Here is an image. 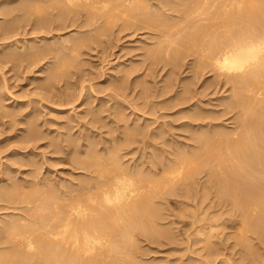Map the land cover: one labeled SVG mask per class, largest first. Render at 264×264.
<instances>
[{
  "label": "rangeland",
  "instance_id": "1",
  "mask_svg": "<svg viewBox=\"0 0 264 264\" xmlns=\"http://www.w3.org/2000/svg\"><path fill=\"white\" fill-rule=\"evenodd\" d=\"M17 1L19 2L20 0H15V1L13 0L14 3L12 2H6L7 4L0 3L1 11L5 10L4 7L6 6L9 7V4H11V6L16 4ZM44 1L42 0L41 2L44 6L47 4V6H45L47 7V11H44L45 13L48 12L49 10L50 11L54 10L53 8L49 9L51 5L55 4L56 6L59 4L57 0H55V2L54 0L52 1L50 0L53 4L49 0H46L47 3L44 4L43 3ZM145 1L147 2V0H144L142 2L140 1L142 3V6L145 4L144 6L145 8H147L148 7L147 5L150 4L151 2L152 7L150 4L149 5L150 8L148 7L147 9H149L150 12L153 11L154 13L153 12L149 13V10L147 9L145 10L148 12L149 15L147 14V12L144 13L143 10L144 7L138 10V12H142L143 15L147 14L146 15L147 17L150 16L151 14L152 17L150 16L151 19H149V22L146 16H145L146 21L145 18L141 16L142 13L140 14L139 17L138 12L136 13L135 11L127 12L129 15L128 16L126 15L127 13L125 10L122 11V8L121 10L119 8H118L119 10L117 8H113L114 10L111 9L116 4V2H118L119 5L120 4L127 5L128 0L127 1L113 0V3L112 0H110L108 1L109 4H107V7L104 8L105 10L103 8L102 10L100 7L97 8V10L95 9L96 11L92 10L91 12L92 14L94 13L96 17L99 16V18H97V20L95 21L96 17L91 19V15L86 13V11L90 8L89 7L90 4H87L88 9H86L87 5L83 4L85 3V0H83L81 6L77 7L75 5L78 11H76L77 10L76 7L73 6V4H71L72 7L67 12L68 14L66 13L64 16L54 15L55 18L54 17L53 18L55 20L51 18L55 22H57L58 19L61 20V21L59 20L60 22H63L61 23L63 24L61 25V27L62 26L64 27L62 28L60 27V29H56V28L49 29L47 27H44L43 30L41 26H40V30L36 29L35 27L39 28L38 26L39 24L35 27L34 25H36V23H42L41 20L40 22L39 19H37L38 22L36 20L34 21V19H36V16L34 17L33 14L32 15L34 19L31 18L32 16L29 15V13L28 14L26 13L27 14L26 15L24 12V15H26V17H24L23 15L21 16L23 11H20L21 12L20 13L17 10L16 11L13 10L14 16L16 15L15 18L18 19V20L16 19V21L22 24L24 27L22 26L18 27L19 29L21 28L20 31L18 28H16L17 31L14 30L15 29L14 28L13 29L14 32L11 33L12 32L11 31L9 33V38L7 37L8 34L7 36L5 35L8 39L6 37H3L2 35L3 33L0 34V53L3 55L1 56L0 54V188L3 185V189L5 190L6 189L5 187L8 188V186H6L8 184L6 183L11 184L12 182H14L15 184L17 183L16 181L23 183L22 189L20 186V191L21 192L26 191L27 193L29 192L32 193L34 191L35 184L39 185V183L40 186L38 187L41 188L48 187L50 189L51 187L58 188V186L59 187L63 186V188H69L70 186L71 188L74 187L76 188L78 187L76 185H78L80 180L82 181L80 182V184L85 183L89 181V179H92L93 176L101 174V171L99 172L98 169L93 170L94 172H90L91 175L90 173H88L89 171L86 173V170L82 168L84 167L83 166L84 163L82 162L83 160H86L87 158V161L91 160L90 162L95 164L94 160L96 159V164H98V166L100 164L103 165L107 164L106 168L104 167L105 168L104 170L110 167L108 166L109 159H110L109 165L110 164L113 165V160H115L114 166L119 167V169L122 168V170L123 169L128 170L133 174L134 178L136 174H138L136 178H140L142 176L144 178L145 176L153 178L151 179L153 180L152 181L153 184L151 183V186H148L150 185L149 183L148 185L144 184V187H146L148 190L149 187L150 189H153L152 187L153 185L154 187L155 185H157L158 187L160 185L159 188L157 186L155 187L157 190L153 189L154 193L157 191L156 193H158V196H160V198L158 199L156 198L155 199L156 202L154 201L153 202L154 204L153 203L151 204L152 206L155 207H157L156 206L157 204H160L158 205L160 208L161 207L163 208L164 206V208L161 211L164 212L162 214L163 219L159 220V222H161L160 225H158L159 223L157 225L155 224V226H157V229L161 231V233L158 234L152 233L148 236V234L145 233L146 234L145 235L141 230H138V232L136 230L134 233L136 236V240H134L135 239L134 236H132V239L134 240L135 243H137L136 244L137 246L134 245L133 241H131V238H129L130 240L128 238H127L128 240L125 238L123 240H126L125 242L131 241L134 247L131 245L132 244L131 242H127L125 244V242L124 243L122 242L123 240L121 241L122 243L120 242L122 245L118 244L119 246L121 245V248L118 247V245L114 246L115 251L117 250L116 247L120 249L119 252L121 253L120 255H122L120 257L126 259L128 257L127 255L129 254L128 251H130L131 254L135 252V254L133 253L132 255L133 258L135 255L134 258L135 260L134 259H133L134 261L132 259L130 260V257H132L131 254H129L130 256L127 259L131 262L133 261L134 264L135 262L137 264L138 261L139 262L141 261L143 264H258L259 262L253 260L252 257L248 254L250 253V251L253 252L254 250H256L258 252L255 253H257L258 255L260 254L259 259L262 261L264 260V253L262 252L264 251V233H263L264 231L262 232V235H260L261 233L255 232V235L256 233L259 234L256 236H254V233L251 234L250 232L245 231V228H243L244 231H242L243 226L240 225L241 224L240 222L234 224L232 220L228 219L229 217H231V214L235 218V215L237 213H235L234 208H231L228 205L229 207L225 209V207H227L225 205H223L224 207L221 205L218 206L214 205V203H212V199L214 198L210 196L211 193L207 192L208 196L205 199V201L206 200L207 201L201 203L200 200L204 201V199H201V197L202 198L204 197V195L201 196V193L202 190L205 188L202 187L200 188L199 180L203 181L204 179L207 178V176L204 175L203 174L204 172L202 173L200 170L196 172L198 168H196L194 171V173H197L198 176L196 174L195 176H193L194 175L193 170L196 164H200L201 161L197 159L195 160L193 158V160H195L196 163L192 165L193 167L191 166L192 167L191 173L190 171H188L189 167H185L187 168V170L185 169L186 174L193 173L192 175L193 178L197 176L196 178H194V180L191 177L192 179L190 180V183L194 182L195 180H196L195 182L198 183L191 184L192 187L190 189H189L190 187L189 185H183V184L181 185L179 182V181L182 182L181 179L186 175L185 173L179 174L180 176L184 175L183 177L181 176L182 178H180V180L175 178L174 180L176 181L170 180L167 185L165 186L163 185L164 180L166 181L168 177L171 178V176L174 174L172 171L174 169L176 170L177 167H173V168L171 167V169L169 168L167 169V171L165 170L164 172L160 171L161 172L160 173L158 172L159 170L157 169L158 168L157 164L159 166L166 157L167 158L172 157V159H176L175 157H178V155L181 157L182 155L186 156L188 152L190 154L192 152L195 154H197L198 152L200 153L199 150L197 151V148L193 149L195 146H198V144L201 145L200 142L202 143V140L198 139V136L202 134V132H200L199 130L203 128L202 131H204L206 130V127H208L207 130L205 131V134L208 133L207 136H210V132H211L212 133L211 137L215 135V133H217L216 130L218 132L219 131L229 132L233 128V126H236V124L232 123V121L234 120L232 117H234L236 113L234 111H231L229 113L225 112V108H224L225 104L223 105L224 102H222V105H220L221 104L220 102L222 101L220 98L224 100L226 98L223 97L226 96L229 97V95L232 94L231 91L232 88L231 89L229 88L230 85L229 84L226 85L225 83L217 84V82L215 84L214 82L216 81L217 78L213 71L210 72L207 69H204L203 70L204 72L201 70V72L204 73L203 75L200 74L201 72L199 71L197 73L195 71L196 69L194 66L196 65L197 62L194 59H198V58L196 57L193 58V56L195 55L190 54L191 50H189L188 47L186 49L185 45L181 46V44L183 43H181L178 40L179 37L177 34H180L177 32V30L180 29L179 24L185 27V30H189L191 28L189 27V23H187L186 25H184L185 23L183 22L180 23V19H182L183 16H185L184 13H181V8L185 6L190 7L189 3L191 2H188L190 0H176V1L173 0V2H171V0H166L167 2L170 1L168 2V4L173 3L174 6L172 5L173 6L172 7L170 6L171 4L170 5L166 4L167 7L165 6V8L157 6L156 5L157 1L155 0H149L150 2L148 1L149 3H147V5ZM141 3L139 4L141 5ZM179 3L182 5H180ZM111 5L113 6L111 7ZM153 5L156 7H154ZM108 6H110V10H111L108 11L110 12L109 15H111L112 17L116 15L115 14L116 12L117 13L119 12V14H117L116 17L113 19L111 16L108 15V13L103 14L104 11L107 12L106 9L109 8ZM73 7L76 10H73ZM80 7H82V11L80 10L81 9ZM84 8L86 10H83ZM115 9H117V11ZM172 9H174V11ZM178 9L180 10V12H178L179 11ZM73 11H75L76 14L81 13L80 16L78 14L76 16L79 17L77 18L75 16L76 18L73 19V15H75L73 14ZM15 12L18 14V16L17 14H15ZM97 12L99 14L100 13L103 14L104 16L102 17L101 14L99 15ZM121 12L122 13L125 12L126 14L123 13L124 15L122 14L121 16L120 15ZM2 13H0V24L3 22L4 25V23L6 24L8 22L7 21L8 18H9L8 20L11 21L10 16L13 17V15L7 16L6 14H4V12ZM54 13H58V12L55 10ZM112 13H114V15H112ZM129 13L130 14L134 13L135 17L134 18L131 17ZM87 14L89 15V17L85 16ZM136 14L138 15L136 16ZM46 15L48 16L47 13ZM155 15H157L159 18ZM180 15L182 16V18H180L181 17ZM68 16L69 18H67ZM153 16L154 19L156 18L158 19L154 21L152 19ZM171 16L172 18L176 17L175 19L177 22L174 21L175 19H171ZM65 17L67 19L64 22L62 21V19L64 20ZM107 17L110 18L108 20L109 22L107 21L108 19ZM137 17L138 19L140 18V20H137ZM89 19L91 20L89 21ZM162 19L165 22L167 21L166 23L173 24L171 26L173 27L174 32H171L172 36H170L171 38L169 37V39L173 38L172 40H175V42L173 41V43L176 44H173L171 42L172 40H168V37H166L167 38L166 41L164 35L161 34L162 33L161 31L164 30L162 29L161 26H159L161 24L159 21H163ZM71 20H75V21L71 22ZM84 20L87 23L91 22L94 24L90 23L91 25L89 24V26L85 25L86 27H83L85 23ZM150 20H152L151 22L153 23H150ZM81 23L83 24V26ZM176 25H178L177 30H176L177 28ZM44 26H46V24ZM167 27L170 29V26L166 25V28ZM172 27L170 30L173 31ZM87 28H90L89 31ZM79 31L81 33H84L83 35L85 36L86 40L89 41V43H87L86 41L87 46L86 44H83V48L78 49V51L69 48L71 51L68 52L69 49L68 50L66 48L63 49L61 45H63L64 43L66 44L68 40L71 39V36L73 38L76 37L77 35H80L82 37V34H80ZM12 34L15 36H13ZM86 35H89L90 37ZM175 36H177L178 38ZM62 37L63 39L61 40ZM57 39L61 40L63 43L62 42L59 43L60 41ZM65 39L68 40L65 41ZM163 39L165 40L166 43H164ZM177 40L179 42H176ZM55 41L58 42L57 43L58 45L55 43L57 46L51 47L50 50L51 53L53 52L55 54L61 53V55L66 54L67 56L70 53V57L73 60H72V64H69V66L67 65L61 66L60 65L61 62L60 61L57 62L58 58L56 57L59 54H57L56 56L55 54L52 55L50 51L47 49V47H50L52 43ZM40 45L44 46L43 48L46 49L47 51L44 52L43 56L36 55L38 52L37 49L42 47ZM172 45L174 48L175 45H177L176 48L179 47L178 51L180 54H182V56L178 53V56L180 55V57L179 58L175 57V55H177V53H175L177 50H174L175 51L174 52L173 51L174 48L172 49ZM60 46L61 49H59ZM53 47L55 51L53 50ZM55 47H57L60 51ZM158 48L160 50L163 48L162 49L163 52L158 50ZM167 48L168 49L171 48L170 50L174 52L172 54L174 55L173 59L175 57L177 58V60L176 59L172 60V58L168 56L170 55L168 54V52L171 53V51H169ZM23 49H27V52L26 50ZM150 50L153 51L150 52ZM157 50L160 51L161 53L157 52ZM165 50L167 51V53L165 52ZM186 50L188 51V54ZM63 51L65 53H63ZM74 51L77 52V54L74 53ZM182 51L185 53H181ZM12 52H15L16 54L20 53L19 56L17 55V57L19 58L16 59L17 57L16 58L13 57L14 59L13 60L10 55H9L10 57L7 56V53L12 55L13 54ZM152 53L155 57L152 56ZM23 54L26 55L24 56ZM72 54L77 55L78 58L75 57V55L74 57L76 59L74 57L72 58L71 56ZM33 55H35L36 57L38 56L39 59L36 58L35 56L33 57ZM185 55L186 57H184ZM55 59H57V61ZM35 60L36 62L34 63ZM175 61L176 64H174ZM59 65L62 68L60 67L58 68L57 66ZM192 66L194 71L191 69ZM56 68H58V70H56ZM54 69L55 71H53ZM61 71L63 73L60 74H63V76L59 74V72ZM54 72L56 73L54 74ZM194 72H196L197 75L200 74L201 76L199 75L197 76ZM193 73L196 76H194ZM52 75L53 76L56 75L53 81L58 78L54 82H52L51 79ZM46 76H50V77L47 78ZM211 80L213 81L215 80V81L212 82ZM50 81H51V85L49 84ZM47 82H49L48 85ZM209 82L210 83L212 82L213 87L209 86V88L207 87L208 88L207 90L205 86L211 85L209 84ZM184 83L187 85V88ZM192 86H194L193 87L194 89L192 88ZM163 87L167 88L165 89L166 93L163 90L164 89ZM184 87L185 89H189V90L191 87L190 92L193 94L189 93L190 95L189 94L188 95L191 96L190 98L192 97L193 98L185 101V103H182L184 102L183 101L184 98L181 95L182 93L180 94L179 91L181 90L182 92L184 90ZM195 88L197 89L200 95L197 94L198 92L196 91ZM161 90L163 92H161ZM204 90H206L205 91L206 93L204 92ZM68 91L72 92L73 95L72 101L70 100V98H72L70 97L71 93ZM176 91L179 93H177ZM194 91H196V93ZM200 91H202L203 93ZM178 94H180L179 97ZM76 95L78 96V98ZM74 96H75V100H74ZM175 97L177 100L175 102L177 103L174 104L173 98ZM178 101H180V103H178ZM199 108H201L202 110L201 109L198 110V112L200 111L201 112L197 113V109ZM216 109H218L219 111L221 109V113L225 112L223 113L222 117L220 118L218 117L219 115L221 116V113L218 112L219 113L218 114L217 113L218 110ZM209 110L212 112V114L209 112ZM215 110L217 114L215 113ZM188 111H189L188 114L189 116L187 115ZM192 113L194 115L200 114L198 118L204 115L203 117L206 118V120L202 117L204 121H202L201 118H199L201 121L196 119H195L196 121H193L195 117ZM208 114L209 116L207 117L210 120H208L207 117H205V115ZM224 114L226 115L224 116ZM211 115L217 117L211 119L212 117H214L212 116L210 118ZM231 119L233 120L231 121ZM199 124L201 129L198 127ZM201 124L202 126L203 125L204 126L202 127ZM211 124L214 128L211 126ZM30 125H32V127ZM220 126L223 127L220 128ZM224 126L225 127L230 126V127L225 128ZM215 127L218 128L216 129ZM228 128L230 130H227ZM208 130L210 131L208 132ZM214 130L215 132H213ZM33 131H35L34 134ZM27 135H29L30 138L34 136V138H32V141ZM21 138L22 139L27 138V140L29 138L31 144L28 147H22L21 149V147H18V145L20 144V140H22ZM195 139L198 140L199 143H197L198 141H196ZM61 151L64 153H62ZM180 152L183 153L181 154ZM190 154H188V156ZM193 155L194 154H191L190 156L193 157ZM89 157H93V158H89ZM75 159H77L78 162ZM79 163L81 164L83 163V164L81 165ZM103 165H100L99 169H101ZM155 166H156L155 168L156 170L153 169ZM152 169L154 172L152 171ZM101 170L104 172L103 169ZM200 173H202V175ZM34 176H36V178H34ZM29 178L30 180L36 179L37 182L39 183H37L36 180L34 182L32 180L31 182ZM43 178L45 179L46 184L44 183ZM155 178L157 179V183L159 182L158 179L162 178L163 183L159 182L161 184L159 183L157 184ZM200 178H202L203 180ZM23 179H25V181L29 180L27 184ZM22 183H17V184H22ZM33 184L34 186H32ZM161 185L164 186V188L166 187L165 189L164 188L161 189V191L163 190L162 191L163 194L160 192V188H162ZM29 186H32L33 188ZM172 186L175 187L171 189ZM186 187L187 189L185 190ZM3 189H0V191ZM172 190L173 191L175 190L176 192L174 191L171 193ZM203 191H207V190H203ZM15 193L18 194L19 193L18 190ZM187 201L189 202V204ZM206 203L208 204V207ZM210 203H212L211 207H210L211 205ZM0 204H3V202H1ZM13 205L14 203L10 205V208H8L9 206H6L5 204V208L7 207L6 209L2 207L0 208V222L4 218L5 221L8 220L10 216H11L10 219H12L13 217L20 216V213L22 214L25 212V211L22 212L21 210L27 209L26 207L30 206L31 203L16 204L14 205L16 206V208H14ZM2 206H4V204ZM17 206L20 208L24 206L25 208L22 207L20 210V208L18 209ZM216 206L221 208H218L219 209L218 210ZM222 210L227 213L230 211L233 213H230L229 215L227 213L223 214ZM205 211L207 212V214H204ZM30 212H32L31 209ZM208 217H209V221H208ZM204 223L206 224L212 223L217 225L214 228L215 231L214 229L210 231L208 227L207 229L205 227L206 225L204 226ZM0 224H2V222ZM200 224H202L203 226ZM199 225L200 228L201 226L203 227L201 230L199 228ZM158 226H160V229ZM204 229L206 230V232L207 230H209V234H207L208 232L206 233L205 231L204 234L203 233L201 234L200 231L203 232ZM139 231H141L140 233L142 234H140ZM218 232L219 234H217ZM247 232L253 237H251L250 240H247L250 237V235H248L249 237H247L246 240L244 238L245 243L246 241L247 242L249 241V243H246L247 245H245L243 244L244 241H242L240 239L241 237L239 236ZM205 233L206 235H208V237L205 235ZM201 235H204V237L207 239H205ZM237 237H239V239ZM213 241L215 242L213 243ZM247 246H249L250 249ZM129 247L130 249L132 247L131 249L132 251L127 250L129 249ZM216 250L217 252L215 254L214 252ZM126 253L128 254L126 255ZM116 256L119 257V255ZM245 256H247V258H245ZM136 259L138 261H136ZM139 262L138 264H142ZM259 264H264V261L263 263H259Z\"/></svg>",
  "mask_w": 264,
  "mask_h": 264
},
{
  "label": "bare ground",
  "instance_id": "2",
  "mask_svg": "<svg viewBox=\"0 0 264 264\" xmlns=\"http://www.w3.org/2000/svg\"><path fill=\"white\" fill-rule=\"evenodd\" d=\"M41 1L42 0H20L19 2L17 1L16 4H14L12 6L9 3H8L9 7H7L5 5L6 6V7H4L5 10L3 9L4 11H1V9H0V13L4 12V14H6L7 16L13 15V17L10 16L11 21L8 20L9 18L8 19L6 18L8 22L6 24L4 23V25H3V22L1 23L2 25L0 24L1 25L0 26V29H1L0 34L3 33L2 34L3 37H6L8 34L7 37L9 38V33L11 31H12L11 33H13L14 30H16V28H18L20 26L24 27L22 24H20L19 22L16 21L17 18H15L16 15L14 16L13 10H15V11L17 10L19 12L23 11L21 16L23 15L24 17H26V15L28 13H29V15L32 16L31 18H33V15H34V17L36 16V19L33 18L34 21L35 20L37 21V19H39V22H40V20H41L42 23H36V25H34V27H35L39 24L38 25L39 28L35 27L36 29L40 30V26L43 28V30H44V27H47L49 29H53V28L60 29L61 25H63L61 23H63V22H60L61 20L60 19L57 20V18H56L57 22H55L54 21L55 20L54 15L55 16L56 15L57 16H59V15L64 16L71 9V7H72L71 4H73V6L76 5L77 7H79V6H81V4L83 2V0L82 1L81 0H57L59 4L57 3L58 5H56V6H55V4L51 5L49 3L51 5V6L49 5L50 6L49 9L53 8L54 10H52V11L49 10L50 12L49 11L46 12L48 14V16H47L46 13L44 12V11H47V7H45V6H47V4H46L47 2H46V0L45 1L43 0L44 1L43 3L46 4L44 6ZM108 1H110V0H85V3H83V4H85V5L90 4L89 9H88V5L86 6V9H88L87 10L88 12L86 11V13L91 15V19H93L96 16L94 15V13L93 14L91 13L92 10H95V9L97 10V8H99V7L101 9L102 8L104 9L105 7H107V4H109ZM114 1H116V0H114ZM140 1L142 2L144 0H128L127 5H125V4L119 5L118 4L119 1H118V2H116V4L114 6L111 5V7L113 6L111 9H113V8L118 9L119 8L121 10V8H122V11L125 10L126 13L127 12H134V11L136 13V12H138V10H140L141 8L144 7L143 10L145 13V12H147L145 9H147L150 4L152 7V3L149 0H147V2L145 1L146 5H147V3L150 2V4L147 5L148 6L147 8H145V6H144L145 4L142 6V3ZM155 1H157L156 2L157 6L163 7V8H165V6L167 7L166 4H168V2H170V1L167 2L166 0H155ZM6 2L14 3L13 0H2V1H0L1 4L6 3ZM54 2H55V0H54ZM138 2L141 3V5ZM171 2H173V0H171ZM188 2H191V3H189L190 7L185 6V7L181 8V13H184L185 16H183L181 14L184 18L183 19L182 16L180 15L181 16L180 18H182V19H180V23L183 22V23H185L184 25L189 23V27H191V28L189 30H185V27L181 26L178 23L180 26V29H178V25H176L177 28L176 27L175 28H176V30L178 29L177 32L180 34H177L179 38L177 36H175V37H177L178 40L181 43H183V44H181V46L185 45L186 49L188 47V49L191 50L190 54L195 55V56H193V58L194 57L198 58V59H194L197 62V63L195 62L196 65L193 64L195 66V69H196L195 71L197 73H198V71L201 72V70L203 71L204 69H207L210 72L213 71L215 73V76L217 79L215 78L216 79V81L214 80L215 82L213 80H211L212 82H214L215 84L217 82V84L225 83L226 85L227 84L230 85L229 88L230 89L232 88L231 89L232 94L229 95V97H227V96L223 97V98H226L224 100L222 98H220L222 100L220 102L221 103L220 105H222V102H224L223 105L225 104V106H224L225 112L229 113L231 111H234L236 113L235 116L232 117L234 120L231 119V121L232 120L234 121V122L232 121V123L236 124V126H233V128L231 130L228 128L227 130H230L229 132H222V131L218 132L216 130L217 133H215V135H213L211 137V134H212L211 132H210V136H207V134H208L207 132H206L207 134H205V131L207 130L208 127L205 126L206 130L202 131L203 128L201 129L200 124H199L198 127L201 130H199V129H197V130L202 132V134L200 136H198V139L202 140V143L200 142L201 145L198 144V146H195L194 148L193 147L192 148L193 149L197 148V151L199 150L200 153L198 152L199 154L198 153L195 154L192 152L191 154H194V155H193V157H191L190 156L191 154L186 150L188 152L186 154V156L188 158L191 157L192 159L191 158L188 159L185 155H182V157L178 155V157H180V158L175 157L176 159H172V157H170V158L166 157L159 166L157 164V167H158L157 169L159 170L158 172H160V171L164 172L165 170L167 171V169H169V168L171 169V167L172 168L177 167L176 168L177 171L175 169L172 171L174 174L172 176L170 175L171 178H169V177H168V179L165 178L166 181L168 180L167 183L164 180L163 185L165 186L168 184V182L170 180L173 181L175 178L180 180V178H182L184 175L183 176L181 175L182 176L181 177L179 174L180 173L184 174L186 172L187 168H185V167H189L188 171H190V173H191V171H192L191 168L193 167L192 165H194L196 163V161H195L196 159L201 161L200 164H196V166L193 170V173H194L195 169L198 168V170H196V172L200 170L202 173L204 172L203 173L204 175L207 176L206 179H204L202 177L204 180L202 178H200L203 181L199 180L200 181L199 182L200 188L202 187V188H205L203 190H207V191L202 190L201 196L204 195L205 198L201 197V199H204V201L200 200L201 203L207 201V200L205 201V199L208 196L207 192L211 193L212 195L210 194V196H212V198H214V199H212V203H214V205H217V206L218 205H221V206L225 205V206H227V207H225V209H227L229 206L231 208H234L235 213H237L235 215V218L232 216V214H231V217L228 218V219L232 220V222L234 224L240 222L241 223L240 225L243 226L242 229L245 228V231H248L251 234L254 233V236L259 235L257 233L255 235V232L261 233L260 235H262V232L264 231V0H190ZM112 3H113V0H112ZM85 5H83V6H85ZM168 5L172 6L173 3H169ZM180 5H182V4H180ZM180 5H178V6H180ZM170 6H168V7H170ZM77 7H76V9H77ZM108 7H109L108 8L109 10L106 9L107 12L104 11L103 14L108 13V15H109L110 12H108V11H111V10H110V6H108ZM154 7H156V6H154ZM80 8H81L80 10L82 11V7H80ZM76 9H74V7H73V10H76ZM86 9L84 8L83 10H86ZM117 9H115V10L117 11ZM174 9H176V8H174ZM174 9H172V10L174 11ZM55 10L58 13H54ZM147 10H149V9H147ZM152 10H153V8H152ZM178 10H176V11H178ZM76 11H78V9ZM89 11L91 14L89 13ZM116 11H114V12H116ZM24 12H25V14L26 13L27 14L24 15ZM100 12H102V11H100ZM151 12H153V11H151ZM151 12L149 10V13H151ZM178 12H180V10ZM123 13L126 14L125 12H123ZM123 13L121 12L120 15L122 16ZM138 13H139V17H140V14L142 12H138ZM2 14H1V16H2ZM15 14H17V13L15 12ZM73 14H75V15H73V19H74L77 17L76 15H78L79 13L76 14V12L73 11ZM80 14H79V16H80ZM88 14L85 16L89 17ZM103 14H101L102 17L104 16ZM115 14L117 15V14H119V12L118 13L116 12ZM147 14H148V12H147ZM112 15H114V13H112ZM116 15L114 17H112L111 15H109V16H111L113 19L116 17ZM126 15H128V13ZM130 15L133 18L135 17L134 13H131ZM137 15L138 14H136V16ZM146 15H143V13H142L141 16H143L145 18ZM176 15H177V13H176ZM17 16H18V14H17ZM150 16H151V14H150ZM150 16H148V17L146 16L148 19V22H149V19H151V17H152V16L151 17ZM155 16H157V15H155ZM19 18H20V16H19ZM31 18H29V19H31ZM51 18H53L54 20H52ZM58 18H60V17H58ZM67 18H69V16ZM67 18L65 17L64 20L62 19V21L65 22V20ZM97 18H99V16H97L95 18V21L97 20ZM158 18H156V19H158ZM166 18H165V20H166ZM175 18L174 17L172 18V16H171V19H175ZM6 19H5V22H6ZM91 19H89V21ZM109 19L110 18H108L107 21ZM152 19L154 21L156 20V19H154V16ZM75 20H71V22L75 21ZM137 20H140V18L138 19V17H137ZM145 21H146V18H145ZM151 21L152 20H150V23H153ZM174 21H176V19ZM81 22H83V21H81ZM84 22H85L84 26L81 23L83 27H86L85 25L89 26V24L91 23V22L87 23L85 20H84ZM159 22L161 23V24L158 23V24H160L159 26H161L162 29L164 30V31H161L162 32L161 34L164 35L165 40L167 41L166 37H168V40H172L173 38L169 39V37L172 36L171 32H174V29L171 26L173 24L166 23L167 21L165 22L164 20L159 21ZM45 24H46V26H44ZM91 24H94V23H91ZM14 25H15V27H14ZM166 25L170 26V29L172 27L173 31L170 30L168 27L166 28ZM164 26H165V28H164ZM62 27H64V26H62ZM20 29H19V31H20ZM87 29L89 31L90 28H87ZM54 31H56V30H54ZM82 32H83V30H82ZM177 32H175V33H177ZM80 34H82V37L80 35H77L78 37L76 36L74 38L71 36L70 40H68L69 38L65 39V41L68 40V42L66 44L64 43L63 45H61V44L60 45L63 47V49L66 48L68 50L70 48L73 50L75 49V51L76 50L78 51V49L83 48V44H86V46H87V43H89V41L86 40L85 36L83 35L84 33L80 32ZM173 35H174V33H173ZM11 36H10V39H11ZM13 36H15V35H13ZM86 36L90 37L89 35H86ZM30 39H32V38H30ZM62 39H63V37L61 38V40ZM57 40H59V39H57ZM61 40H59L60 41L59 43L62 42ZM165 40H164V43H166ZM178 40L176 42H179ZM86 41H87V43H86ZM173 41L175 42V40H172L171 42L173 43ZM25 43H26V41H25ZM53 43L57 44L58 42L55 41ZM53 43L50 47H47V49L49 51L51 50L52 46L58 45V44L54 45ZM164 43H162V44H164ZM173 44H176V43H173ZM40 46H42V45H40ZM61 46L59 47V49H61ZM176 46L177 45H175V48H174L172 45V49L174 48L173 51L174 50L178 51L179 47L176 48ZM43 47L44 46L37 49L38 50L37 54L35 52L34 53L36 55L43 56L44 52L46 51V49H44ZM78 47H80V48H78ZM13 48H14V46H13ZM28 48H30V47H28ZM55 48L58 49L57 47H55ZM70 49L68 52L71 51ZM162 49L160 50L158 48V50L163 52ZM170 49L171 48H169L168 50L171 51ZM23 50H26V52H27V49H23ZM53 50H54V47H53ZM67 50H65V51H67ZM158 50H157V52L161 53ZM7 51H9V50H7ZM49 51H48V53H49ZM75 51H74V53L77 54V52H75ZM79 51H81V50H79ZM152 51L150 50V52H152ZM173 51H171V53L168 52V54H170V55L166 54L170 58H172V60H174V59L177 60V58H175V57L179 58L180 55L182 56V54H180L179 51L178 52L174 51L175 53H177V55H175V57L173 59V56H174V55H172L174 53ZM148 52H149V50H148ZM165 52L167 53L166 50H165ZM186 52L188 54L187 50H186ZM12 53H13L12 55L7 53V56L8 57L11 56L12 59H13V57L16 58L17 55L19 56V54H20V53L16 54L15 52H12ZM50 53H51V51H50ZM63 53H65V52L63 51ZM153 53H155V52H153ZM153 53H152V56L155 57L153 55ZM178 53L180 54L179 56H178ZM181 53H185V52L182 51ZM28 54H27V56H28ZM51 54L54 55L55 53L53 52ZM57 54H59V53H57ZM57 54H55V56ZM74 55L73 54L71 55L72 58L74 57ZM186 55L184 57H186ZM1 56H3V55L1 54ZM20 56H22V55H20ZM24 56H22V57H24ZM34 56L35 55H33V57ZM58 56H56L58 58V61H57V59H55V60L57 62L60 61L61 66H63V65L69 66V64H72L73 59H71L70 53L68 54V56L66 54L61 55V53ZM50 57H52V56H50ZM75 57L78 58L77 55H75ZM18 58L19 57H17L16 59H18ZM36 58H38V56ZM165 58H163V59H165ZM24 59H26V58H24ZM75 59H74V62H75ZM33 60H34V58H33ZM154 60H157V59H154ZM35 62H36V60L34 61V63ZM74 62H73V64H74ZM167 63H168V61H167ZM174 64H176V61L174 62ZM60 65L57 67L59 68ZM178 65H180V64H178ZM55 67H56V65H55ZM58 68H56V70H58ZM60 68H62V67H60ZM191 69L193 70V66L191 67ZM60 70H62V69H60ZM67 70H65V71H67ZM53 71H55V69ZM56 72H58V71H56ZM56 72H54V74ZM196 72H194V73L197 75ZM203 72H201L200 74L203 75L204 74ZM60 73H63V72L61 71V72H59V74ZM175 74H177V73H175ZM195 74H194V76H196ZM200 74H198V75L201 76ZM60 75L63 76V74H60ZM55 76L56 75L51 76L52 82H54L58 79L57 78L53 81ZM46 77L49 78L50 76H46ZM61 79H62V77H61ZM212 79H213V77H212ZM171 80H172V77H171ZM212 82L211 83L209 82V84H211V85L205 86V88L207 90H208L209 86L213 87ZM48 83L49 82H47V85H48ZM189 83H188V85H189ZM45 84H46V82H45ZM49 84L51 85V81ZM215 84H213V85H215ZM190 86H191V84H190ZM166 87H168V86H166ZM166 87H163L164 89L163 88H161V89H163L165 91V89H167ZM193 87L194 86H192V88ZM186 88H187V85H186ZM188 88H189V86H188ZM71 91H73V90H71ZM80 91H81V89H80ZM190 91H191V87H190V90L185 89V87H184V90L182 92H181V90L179 91L180 94L182 93L181 95L184 98V99L182 98L184 101L182 103H185V101L193 98V97L190 98L191 96H189L190 95L189 93H191ZM196 91H197V89H196ZM196 91H194V92L196 93ZM205 91L206 90H204V92ZM231 91H230V93H231ZM68 92H70V91H68ZM161 92H163V91L161 90ZM167 92H168V90H167ZM179 92H177V93H179ZM200 92H202V91H200ZM70 93H71V96L70 95L69 96L72 97V98H70V100L72 101L73 95H72V92H70ZM70 93H68V94H70ZM165 93H166V91H165ZM180 94H178V97L180 96ZM191 94H193V93H191ZM197 94H199V92ZM176 96H177V94H176ZM77 98H78V96H77ZM74 100H75V96H74ZM175 101H177L176 97L173 98L174 104L177 103ZM178 103H180V101H178ZM174 104H172V105H174ZM200 109L201 108L197 109V113L201 112V111L198 112V110H200ZM216 110H218V109H216ZM216 110H215V113H216ZM222 111H223V109H222ZM191 112H192V110H191ZM209 112L212 114V112L210 110H209ZM218 112L221 113V109H220V111L218 110L217 113ZM225 112H223V113H225ZM223 113H221V116L219 115L218 117L219 118L222 117ZM188 114H189V111H188L187 115ZM187 115H186V117H187ZM225 115L226 114H224V116ZM198 116H200V114L194 115L195 118L192 117V118H194L193 121H196V120L201 121L199 118L202 119V117L204 115L202 116V113H201L202 117L198 118ZM207 116H209V114L205 115V117H207ZM212 116H214V115H211L210 118ZM190 117H191V115H190ZM215 117H217V116H214L211 119H213ZM192 118H190V119H192ZM204 119L206 120V118H204ZM207 119H208V117H207ZM208 120H210V119H208ZM202 121H204V120L202 119ZM212 124H211V126H212ZM206 125H208V124H206ZM218 125H219V123H218ZM30 126L32 127V125H30ZM201 126H202V124H201ZM222 127L223 126H220V128H222ZM227 127H230V126H227ZM227 127H225V128H227ZM199 131H197V132H199ZM209 131L210 130H208V132ZM224 131H226V130H224ZM30 132H32V131H30ZM34 132L35 131H33V134H34ZM213 132H215V130ZM27 134H29V133H27ZM27 136L30 138L29 135H27ZM29 138H28V140H27V138H23L24 140L21 138L22 140H20V144L18 145V147H21V149H22V147H28L31 144ZM32 138H34V136ZM32 138H30L31 141H32ZM33 140H36V139H33ZM196 141H198V140H196ZM59 142H60V140H59ZM197 143H199V141ZM194 144H196V143H194ZM191 149H190V151H191ZM58 151H60V150H58ZM62 153H64V152H62ZM188 154H190V155L188 156ZM60 158H62V157H60ZM89 158H93V157H89ZM193 158L195 160H193ZM78 159H79V157H78ZM75 160L77 161V159H75ZM90 161L91 160L87 161V158H86V160L82 161L84 163V165H83L84 167H82V168L84 170H86V173L88 171H89L88 173L94 172L93 170L98 169L99 172L101 171V174L93 176L94 179L92 177V179H89V181L86 180L87 182L83 181L85 183L80 184V182H82L80 180L78 185H76V186H78L76 188L75 187L71 188V186L69 188H63V186H61V187L58 186V188L55 187L56 189L54 187L53 188L51 187L50 189L48 187L47 188H41V187H38V186H40V183L37 182L36 179H34V180L32 179V180H33V182L36 180V182L39 183V185H37L35 183H34L35 186H34V184L32 185L35 187L34 191L31 190V191H33L32 193L31 192L27 193L26 191L21 192L20 186L22 189L23 183L19 182V181H16V182L22 183V184H17V183L14 184V182H12L11 184L6 183V184H8V185H6V186H8V188L4 186L6 188L5 190L3 189V185L1 186L0 189H3V190L0 191V203L3 202L4 206H2L3 204H0V208L1 207L5 208V204H6V206H9L8 208H10V205H12L13 203H14V205L20 204V203L21 204L22 203H26V204L31 203V205L27 206L26 207L27 209H25V210L24 209L21 210V208L24 206H22L21 208L17 206L18 209L20 208V210L22 212L23 211L26 212L28 209L29 210L26 213L25 212L22 214L20 213V216L16 215L18 217H13L12 219H10L11 218V216H10V218L8 220L5 221L4 220L5 218H4L1 221L2 224H0V264H134L133 261L135 260L134 259L135 255H134V258L132 255H133V253L135 254V252H133L131 254V252L128 251L129 254H131V256H132V257H130V260L134 259L131 262L127 259L130 256L128 253H126V255L128 254L127 255L128 257L126 259H124V258L120 257V256H122V255H120L121 253L119 252L120 249H118L116 247L117 250L115 251L114 246L121 244L122 242L124 243L126 241V240H123L124 238L125 239L131 238V241H133L134 245L137 246L136 245L137 243L134 242V240H136V236L134 234L136 230H137V232H138V230H141L144 234L145 233L148 234V236L152 233H157V234L161 233V231H159L157 229V226H155V224L157 225L159 223L158 225H160L161 222H159V220L163 219L162 214L164 212H161V211L164 208V206H163V208L162 207L160 208L158 206L160 204L156 205V203H155V205L157 207L152 206V204H151L154 201L156 202V200H155L156 198L157 199L160 198V196H158V193H156L157 191L155 192L156 194L154 193V190L156 189L155 187L157 185H155V187H154V185L152 186L154 190L150 189V187L147 190V188L144 187V184L148 185V183H149L150 185H148V186H151V183L153 181L151 179H153V178L146 177V176L144 178L142 175L141 176L144 179L142 177H140V175H139L140 178H136V176L138 175V174H136L135 175L136 179H135L133 177V174L131 172H129L128 170H126V169L122 170V168L119 169V167L114 166L115 160H113V165L112 164L109 165L110 159L108 160V166H110V167L107 166L108 168L106 170H104V169L106 168L107 164H105V163H104L105 165L100 164V165H103L102 166L103 168L101 167V169H103L104 172L101 169H99L100 165L98 166V164H96V159L94 160L95 164L90 162ZM192 162H193V164H192ZM111 163H112V161H111ZM79 164H81V163H79ZM129 168H131V167H129ZM155 168H156V166L153 169L156 170ZM153 169H152V171H153ZM183 170H185V171H183ZM95 172H97V171H95ZM133 173H134V171H133ZM193 173L192 174H186L185 173L186 175L181 179L182 182L179 181L180 184L181 185L182 184L183 185H189L190 187L189 186H187V187H189V189H190L192 187L191 184L198 183V182H195L196 180L194 182L190 183V180L193 178V176H195V174L197 175V173H194V175H193ZM202 173H200V174L202 175ZM90 175H91V173H90ZM196 177H194V178H196ZM34 178H36V176H34ZM146 178H149V179H146ZM162 178H164V177H162ZM162 178L158 179L159 182H161V183H163ZM194 178H193V180H194ZM23 180L25 181V179H23ZM29 180H30V178H29ZM32 180H30V181L32 182ZM155 180L157 183L156 178H155ZM28 181H25L26 184ZM43 181L46 184L45 179ZM43 181H41V182H43ZM174 181H176V180H174ZM161 183H159V184H161ZM173 184H174V182H173ZM176 184H177V182H176ZM32 186H29V187L33 188ZM164 186H162V188H160L161 193L163 191V190L161 191V189H163ZM177 186H179V185H177ZM143 187H144V189H143ZM159 187H160V185H159ZM173 187H175V186H172L171 189ZM187 187L185 188V190L187 189ZM17 190L19 192L18 194L15 193ZM175 190H176V188H175ZM174 191L172 190L171 193ZM165 192H164V194H165ZM168 192H170V191H168ZM162 194H159V195H162ZM64 196H66V197H64ZM32 198H34V199H32ZM162 199H163V197H162ZM157 203H159V202H157ZM212 203H210L211 204L210 207L212 206ZM188 204H189V202H188ZM14 205H13V207L16 208V206H14ZM207 207H208V204H207ZM218 208H221V207H217V209ZM30 209L32 210V212H30ZM205 210H206V208H205ZM228 210H231V209H228ZM225 211H227V210H225ZM205 212H204V214H207V212L206 213ZM184 213H185V210H184ZM222 213L225 214L227 212H224L222 210ZM230 213H233V212L230 211L227 214L229 215ZM220 214H221V212H220ZM221 216H223V215H221ZM208 221H209V217H208ZM226 221H227V219H226ZM202 224H200V225H202ZM219 224H220V222H219ZM200 225H199V228H200ZM202 226H201L200 230L203 228ZM204 226L206 228L208 227L209 230L211 231L217 225L212 224V223H207V224L204 223ZM158 227L160 229V226H158ZM209 230H207L208 233L206 232L205 229L203 230V232L200 231V233L204 234V231H205L207 234H209ZM141 231H139V233ZM214 231H215V229H214ZM242 231H244V229ZM242 231H240V232H242ZM248 232L243 233L240 236L237 234L239 237H241L240 239L242 241H244L243 244H245V245H247L246 243H249V241L248 242L246 241V243H245L246 238L249 237L248 235H250V234H248ZM206 233H205V235H206ZM140 234H142V233H140ZM217 234H219V232ZM132 236H134V238H135L134 240L132 239ZM148 236H146V237H148ZM201 236L204 237V235H201ZM206 236L208 237V235H206ZM239 237H237V238L239 239ZM251 237H253V236L250 235V237L247 240H250ZM260 237H262V236H260ZM244 238H245V240H244ZM258 238H259V236H258ZM205 239H207V238H205ZM200 240H201V238H200ZM131 241H127V242H131ZM215 241H213V243ZM127 242H125V244ZM131 243H129V244H131ZM133 243L131 245L134 247ZM216 243H218V242H216ZM121 245L120 246L118 245V247L121 248ZM248 245H250V244H248ZM247 247L250 249L249 246H247ZM262 248H263V246H262ZM131 249H132V247H131ZM131 249L129 247V249H127V250H131ZM125 250H124V252H125ZM118 252H119V254H118ZM216 252H217V250L214 253L216 254ZM255 252H258V251H256V250H254L253 252L250 251V253L248 255H250L253 260L258 261L259 263H263L264 260L262 261L259 259L260 254L258 255ZM262 252L264 253V251H262ZM259 253H261V252H259ZM114 254L119 255V257H117ZM247 256H245V258H247ZM262 257H263V255H262ZM262 257H261V259H262ZM136 261H138V260L136 259ZM138 262H137V264H138ZM139 263H142V262L140 261ZM135 264H136V262H135Z\"/></svg>",
  "mask_w": 264,
  "mask_h": 264
}]
</instances>
